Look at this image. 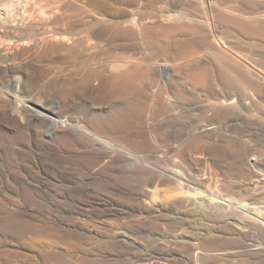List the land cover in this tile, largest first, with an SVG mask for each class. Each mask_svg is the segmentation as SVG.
Instances as JSON below:
<instances>
[{
    "label": "bare ground",
    "instance_id": "6f19581e",
    "mask_svg": "<svg viewBox=\"0 0 264 264\" xmlns=\"http://www.w3.org/2000/svg\"><path fill=\"white\" fill-rule=\"evenodd\" d=\"M47 1H38V12L33 3L21 21L7 10L0 20V38L19 43L0 55V154L26 157L19 169L27 176L51 172L67 204L21 206L17 198L40 187L10 171L12 163L0 166V248L38 235L39 248L54 250L42 264H64V255L82 246L104 255L93 264L144 248L177 264L184 259L179 249L193 254L190 245L200 237L208 250L230 229L264 233V203L253 208L233 196L258 190L254 175L264 164L261 152L252 162L253 150L240 146L237 158L234 147L237 136L263 134L250 116L264 112V54L236 44L264 52V0H162L159 8L87 0L79 10L52 0L56 9L48 14ZM101 55L118 66L90 68ZM154 144L174 154L158 159ZM90 188L127 202L98 199ZM6 250L0 264L21 256ZM261 252L249 253V262L264 264ZM220 257L203 262L223 264Z\"/></svg>",
    "mask_w": 264,
    "mask_h": 264
},
{
    "label": "rangeland",
    "instance_id": "374dc122",
    "mask_svg": "<svg viewBox=\"0 0 264 264\" xmlns=\"http://www.w3.org/2000/svg\"><path fill=\"white\" fill-rule=\"evenodd\" d=\"M9 1H8V5L10 3L9 6H11L12 8L10 7L11 8L10 9L9 6H8V9H7V7L6 8L5 7L0 8L1 9L0 10V13H1L0 20L3 18V13L4 12L6 13L8 11L11 15L14 14L15 16L14 15L13 16L15 18L19 19V21H21L22 18H23L22 14L24 13V10L32 9V7H35V5H36V8H34L35 10L33 9L32 12L33 11L38 12L37 10H38V1L39 0H37V1L35 0L36 4H35L34 0H19V1L18 0H9ZM62 1L65 2V3H71L70 5L72 6L73 9H75L78 6L76 8V10L87 9L88 8V6H87L88 4L85 6V4L88 3L87 0H83V1L82 0H62ZM142 1L144 3H150L153 6L157 5L156 6L157 8H159L161 6V2H162V0H142ZM84 6H85V8H84ZM51 7L55 8V4L53 3L52 0H48L47 3H45L43 5V8L46 10V13H47V11L49 13L50 10L51 11H53V10L55 11L56 8L52 9ZM252 44L253 43H247V42L245 43L243 41H239L236 44V46L238 48H241V50H244L245 52H248V53L251 52V54H254L256 56L258 54L259 55L260 54H264V52L261 49L258 50V47H256L255 44H253V45ZM18 47H19V43L8 41V40H5L3 38H0V55H6V54H8V52L10 53L13 49H16V50L19 49ZM251 48L254 49V51ZM251 50L253 51V53H252ZM255 51H257V52L259 51V52L257 53ZM102 56H104V57H102ZM117 66H118V64L113 62L112 59H108L105 55H101V56H98L95 59V62L93 63V65L90 68H94L95 67V68H102V69H106L107 68V69H109L111 67H117ZM42 83L43 82H41L40 85H42ZM108 99L109 98H107L105 101H110ZM107 103H109V102H107ZM153 109L154 108L148 109V111H146V113L144 115V119H145V121L148 124H149L148 118L151 117V113L153 112ZM155 111H157V110H155ZM127 112L129 113L130 110L128 109ZM250 118L253 121V126H251V127H254V128L262 131L263 134L261 136H258V137H253L252 136V137H248L246 139L245 138L243 139V137L237 136L236 139H240L239 142H237V140L234 139V141L236 143H234L232 141L231 144L233 145V143H234V147H235V145L236 146L238 145L237 146L238 150L240 149L239 150L240 152H237L236 155H235L237 158L241 157L240 154H242V151H243V149L246 146V147L250 148L251 150H253L252 156H250V160H252V162H254L255 156L256 155H261V153L263 154V156L261 155L262 161H264V112L263 111H257V113L255 115H253V116L251 115ZM247 121H249V119H247ZM238 137H240V138H238ZM237 143H239V144H237ZM154 146L158 148V151L155 154V156H157L158 159L163 160V158L165 159L166 157H169L171 154H174L173 151L169 152L167 147H162V146L160 147L159 144H154ZM240 146H244V148L240 147ZM12 153H13V151L0 154V166L3 169L4 168L8 169L9 163H12V165L15 166V167L11 168V166H9V170L10 171L14 172L15 175H20L22 173V175L24 177H28L30 175L29 176L30 180L34 181V183H36V185H38L40 187V190L36 191L37 195L35 194V192L33 193V191H34L33 189H31V190L29 189L28 190V194H27V196H26V198L24 200L21 201L20 198H17V200L19 201V204L21 206H23V204H27V205H31V208L34 209V208H37L38 206H40L41 202H43L44 205L47 204V203H57V202L59 203V201L61 203L67 204V199H64L65 196L63 194V192H64L63 191V187H61L59 184L57 185V184H55L53 182L54 179H52V175H51L52 173L51 172L41 171L39 169L38 170L35 169V174H29L27 176L26 173H23V171L21 172V170L19 169V164L20 163H24V160L26 159V157L18 156L16 154L14 155V153L13 154ZM5 159H7V160H5ZM19 172H21V173H19ZM31 175H32V177H31ZM254 176L256 178L255 180H258L260 182V184L255 186L256 187L255 189L258 188V190H254L253 195L247 197L248 200L245 199L246 197L241 192H237V193L235 192L234 195L232 194L235 198H237L239 200H241L242 197H243V200L246 201L247 203H249L250 206H252L253 208H255L256 206L259 207L260 205H263V203H264V190H263L264 189V164H262V166H260V168L258 169V172H256ZM37 177H39V178H37ZM33 178H34V180H33ZM46 178H47V180H46ZM249 178H250L249 175H246L244 177V179H249ZM49 180H50V182H49ZM49 183H51V184H49ZM48 185H50V186H48ZM45 190L48 193H46ZM54 190H56V191H54ZM58 191L61 192V193H59L61 195L58 194ZM255 191L259 195L258 194L257 195L254 194V193H256ZM261 191H263V192L261 193ZM90 192L93 194V196H95V194H96V196H95L96 198H98V199H102L103 198V200L105 199V201H107L109 203L119 202V201L120 202H124V201L127 202L126 200H122V199L116 197L115 195L111 194V192H109V191H107L105 189H97L96 190V188H90ZM49 193H50V195H49ZM164 194H165V191L159 190L157 195H158V197H162ZM37 196H39V198ZM49 198L50 199L55 198V200L53 199V200L50 201ZM110 198H111V200H110ZM42 199L43 200L45 199V201H43ZM257 200H259V201L261 200V203L258 204L259 201H257ZM130 202H132V201H130ZM253 203L254 204L257 203V204L254 205ZM33 211H35V209ZM1 216L3 217V214L2 215L0 214V218H1ZM227 219L235 220L236 216L235 215H231V216H228ZM0 222H1L0 223V228H1L2 225H3L2 222H4L3 218L0 219ZM205 223H207V222H205ZM235 230L236 231H233V230L230 229V231H228L229 234H226V235L222 236L221 240H222V244L223 245L221 244V240H220V244H221L222 247L219 245L220 247L219 246L215 247L216 249L215 248L214 249H209L208 248V250H205V248H204L205 246H204V242H203L204 239L202 237H200V240H199V238L194 240L192 242V244L190 245L191 249L193 251V254H192V252H187L186 250L184 251V249H182V248L179 249L180 256L182 257V259L184 258L185 260L183 259V261L181 263L177 262V264H205L203 262V260L208 258L209 256H211L212 253L213 254H215V253L220 254V256H221L220 257L221 258L220 263H223V264L224 263L225 264H251L249 262V260L254 263V261H255L254 255H252L253 257H250V255H251V252L253 254V252H255V251L256 252H260V251L264 252V233H261V232L257 233V231L256 232H254V231L250 232V230H248L247 228H243L242 230L236 228ZM29 236H32V237H29ZM0 238L3 240L4 237L0 236ZM223 238H224V242L226 244L223 242ZM42 240H43V238L38 236V235H26V236L19 235V236H16V239L13 241L12 245L7 246L6 244H3L1 246V248H0V250L2 252H4L5 249H7L6 251H11L12 249L15 250V251L18 250L17 252L20 251L19 253H21V256L19 258H17V259L15 258L14 261H13V264H42L43 262L41 261V259L45 256V253L47 251L54 252L53 248L48 246V245H46L45 247L43 246V248H41L42 245H40V248H39L38 244H40ZM253 245H255V246H253ZM256 245H258V246L256 247ZM84 249H85V251L87 250L86 253H88V254L84 253L85 252ZM145 249L146 248L141 249L140 251H137L135 253H133V252H130V253L129 252H124V253L118 252L117 253L116 251L111 252V253H109L111 255H107L108 256L107 258L109 259L108 261L111 262V263H109L107 261L108 262L107 264H112V261H113V264H118L119 262H120L119 264H124V263L125 264H137V263L140 264V262L143 263V264H172L173 260H171L170 258L163 256L164 258H166V259L162 258L164 260L163 261L160 258V257H162L161 255L157 256L158 254L153 253V251H150L149 249H146V250ZM256 249H258V250H256ZM218 250H220V251H218ZM232 250H234L235 252L232 251ZM89 251L90 250H89V248L87 246H82L81 251H79L77 253H69L68 252L67 254L64 255V260H65L64 264H93L94 262L99 261L98 259L104 257V255L103 256H96L95 254H93V253H91ZM114 253H115V255H114ZM121 253H122V255H121ZM204 253L206 255H209V256L206 257V255ZM249 253H250V255H249ZM116 255H120L121 257L123 255L124 256L121 258L120 256H116ZM114 256L116 258L113 259ZM149 256H150V258H149ZM151 256H154V257L152 258ZM94 257H95V259H94ZM117 257H119L120 259L117 258ZM27 259H28V261H27ZM149 259H150V261H149ZM263 259H264V257H263ZM117 261H119V262H117ZM121 261H122V263H121Z\"/></svg>",
    "mask_w": 264,
    "mask_h": 264
}]
</instances>
